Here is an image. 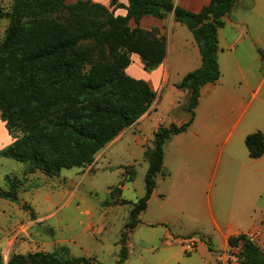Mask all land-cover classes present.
Masks as SVG:
<instances>
[{"label": "trees", "instance_id": "obj_1", "mask_svg": "<svg viewBox=\"0 0 264 264\" xmlns=\"http://www.w3.org/2000/svg\"><path fill=\"white\" fill-rule=\"evenodd\" d=\"M237 1L211 0L199 12L176 6L174 0H110L109 6L99 0H14L9 11L0 5V22L10 21L0 44V119L15 139L0 150V158L48 176L92 164L97 153L134 125L156 100L148 82L126 73L131 55L139 57L146 71L155 70L166 58V38L141 28L144 17L165 20L173 14L194 37L202 64L176 85L189 91L184 110L190 119L154 132L153 147L146 152V193L131 209L121 240V262L128 255V233L140 223L162 173L166 141L189 129L201 88L220 78L218 31ZM118 9L126 14L117 15ZM131 21L137 26L132 28ZM260 54L264 62V52ZM245 144L252 159L264 155L262 132L249 134ZM129 178L134 180L133 172ZM5 180L0 197L19 203L24 180L10 176ZM112 205L104 202L105 207ZM239 243L241 264H264V250L250 237L228 239L231 247ZM61 252V257L57 252L13 254L7 263L0 253V264H89L85 257H68L65 248Z\"/></svg>", "mask_w": 264, "mask_h": 264}, {"label": "rangeland", "instance_id": "obj_2", "mask_svg": "<svg viewBox=\"0 0 264 264\" xmlns=\"http://www.w3.org/2000/svg\"><path fill=\"white\" fill-rule=\"evenodd\" d=\"M99 2L110 5V0ZM13 3L14 0H0L5 11H9ZM245 4H250V0H245ZM116 14L126 12L118 9ZM234 18H264V0H256L251 14L242 8L235 10ZM9 24V20L0 22V44ZM130 26L134 28L137 24L131 21ZM139 26L142 28V20ZM151 31L153 36L160 35L157 28ZM190 39L193 41L192 33L184 27L175 32L169 41L170 62L181 72L189 70L191 66L189 55L180 56L182 45ZM143 68L139 57L131 55V65L126 73L142 79ZM153 115L165 118L167 122L169 120L162 108ZM153 139L152 129L143 131L141 117L98 152L92 164L83 168L63 169L58 176H48L38 170L29 172L22 163L0 158V190L6 189L7 176L24 180L18 192L19 203L0 197V253L5 263L13 254L57 252L61 257L62 248L68 251V257H85L89 259V264H204V260L214 262L223 251L238 254L242 249L241 243L232 247L227 243L225 246L224 235L216 229L209 215L206 212L199 213L203 206L200 197L204 195L202 192L200 195L197 185L194 199L189 195L185 199L186 211L198 221L183 219V227H178V219L172 218L175 226L164 225L160 221L159 207L174 208L176 200L163 202L156 196L148 209L139 216L140 223L128 233V255L124 261H120L121 240L126 233L125 226L131 209L146 193L145 177L149 167L146 152L153 147ZM14 140L0 119V150ZM166 151L164 169L174 174L178 172L179 166L173 159L172 145ZM132 172L134 180L130 181ZM217 179L224 180L227 186L231 174L221 169ZM171 184L169 181L157 180L158 193L166 191ZM214 193L215 190L212 196ZM105 201L113 205L105 207ZM257 206L264 208V195ZM260 209H257L254 217L264 223ZM256 236L255 233L248 237L264 250V235ZM189 239L197 244L192 253H186L182 247V241Z\"/></svg>", "mask_w": 264, "mask_h": 264}, {"label": "crops", "instance_id": "obj_3", "mask_svg": "<svg viewBox=\"0 0 264 264\" xmlns=\"http://www.w3.org/2000/svg\"><path fill=\"white\" fill-rule=\"evenodd\" d=\"M210 1L174 0V4L191 12H199ZM255 5L256 0H250L248 5L245 0H238L230 14L224 17V25L218 31L220 78L216 83L201 88L195 118L189 129L166 141L162 173L156 178V188L149 201L150 205L156 196L163 202L175 199L174 208L159 207L160 221L164 225L175 226L172 218H177L178 227H183V219L199 220L188 214L185 199L187 195L194 199L195 186L198 185V192L204 195L200 197L203 206L199 213L209 215L216 229L224 235L225 246L231 236L264 235V223L254 217L257 209H260L257 203L264 195V155L252 159L245 144L249 134L260 131L264 135V62L260 54V51L264 52V18H234L235 10L242 8L251 14ZM174 21L173 15L165 20L154 17L142 19V28H157L159 36H164L167 42L163 63L152 71L142 69V80L148 82L156 92V100L142 116L143 131L152 129L153 136L160 126L167 123L165 127L181 126L190 119V113L184 110L189 91L176 85L202 64L193 37V41L187 40L182 45L180 52V56H190L189 70L181 72L172 66L169 41L179 29L187 28ZM159 108L163 109L168 122L153 115ZM170 145L175 155L173 159L179 166L174 174L164 169L166 149ZM221 169L231 174L227 186L224 180L217 179ZM159 179L172 183L160 193L157 191ZM260 211V215H264V208ZM209 261L204 260V264L211 263Z\"/></svg>", "mask_w": 264, "mask_h": 264}, {"label": "built area", "instance_id": "obj_4", "mask_svg": "<svg viewBox=\"0 0 264 264\" xmlns=\"http://www.w3.org/2000/svg\"><path fill=\"white\" fill-rule=\"evenodd\" d=\"M255 234H252V236ZM183 250L186 253H192L196 250L197 244L196 242L189 240L182 241ZM242 257L240 254L230 253L229 251H223L216 257L214 262L209 264H241Z\"/></svg>", "mask_w": 264, "mask_h": 264}]
</instances>
